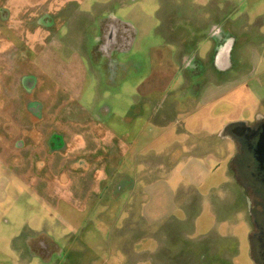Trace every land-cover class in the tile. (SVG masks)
Here are the masks:
<instances>
[{
    "label": "rangeland",
    "instance_id": "1",
    "mask_svg": "<svg viewBox=\"0 0 264 264\" xmlns=\"http://www.w3.org/2000/svg\"><path fill=\"white\" fill-rule=\"evenodd\" d=\"M102 34L115 51L98 53ZM142 83L163 85L155 107ZM256 111L250 127L264 117V0H0V264L201 262L226 233L233 264H254L262 201L239 145L226 158L208 130ZM141 216L154 255L140 253Z\"/></svg>",
    "mask_w": 264,
    "mask_h": 264
},
{
    "label": "crops",
    "instance_id": "2",
    "mask_svg": "<svg viewBox=\"0 0 264 264\" xmlns=\"http://www.w3.org/2000/svg\"><path fill=\"white\" fill-rule=\"evenodd\" d=\"M102 42L99 43L101 45H99V51L98 53H101L102 51H106V49L109 48H116V42L118 41L116 39V37L112 34H102L101 38L98 41ZM119 42L122 43V45H125V47H127L128 45V39L124 36H122L121 38H119ZM121 48V47H120ZM117 49V48H116ZM80 52V50L78 51ZM79 54V53H78ZM229 59H230V55H229V49H221V51H218L217 57L214 58L213 57V70L212 73H217L220 74L222 77V74L224 75L230 68L231 66L229 65ZM143 83L138 85V88L140 86V89L143 90V94L140 95V100L142 102V105L144 106H150V107H155L156 103L155 100L153 98L150 97V94H152L153 91H160V90H164L163 89V85H159L158 83H145L143 86ZM219 89V88H216ZM174 99H176L174 97ZM237 100V99H236ZM136 101V100H135ZM138 103V102H135ZM152 110V112H154L153 108H150ZM151 113V112H150ZM252 118L251 120H247V119H230L229 121L226 120H220L218 126H216L215 129L212 130H208L209 132V136L214 135V137L217 138V140L222 144L223 148H222V152L225 156L224 157H229L230 155V150L232 148V146L236 144V141L238 140L239 137H243L248 128L250 127L249 125L254 121H256V119H258L261 114L259 112H252ZM168 118L166 117L165 119H163L161 123H167L166 120ZM156 119L154 118L153 121H155ZM153 127H159L163 124H159V122H154V124H152ZM165 131V129L161 130V133L163 134V132ZM207 140V139H206ZM211 143L207 140V146H210ZM232 145V146H231ZM213 147V146H212ZM211 155L214 158H218L221 159L222 155L220 154V156L218 155V153L216 152H211ZM229 170V167L227 168V171ZM39 217V216H38ZM148 218L144 217V219L141 216V222L142 224L147 222ZM149 222V221H148ZM147 222V224H148ZM145 223V226L147 225ZM41 227H37V226H33L32 227V231L36 232L37 229H35L36 227L38 229H41V231L46 232V228L45 226H49V223L47 222H42L41 221ZM45 228V229H44ZM155 226L152 225H147L145 228H141L140 229V240H141V250L140 253L141 254H146L149 253L150 255H154L157 251V248L160 244V236L157 235L154 230H155ZM189 229L188 230H184L183 231V240L186 242V252L189 253L190 250L192 249L193 244L191 245V241L194 240V238L189 237ZM221 238H223L225 241H227V239L232 240L233 243L229 244L226 243L225 246L221 247V250H216V257H213L209 260H203L201 262H196L194 259L188 257V259H185L186 257L182 258V260H177L175 257V252L172 253H167V257H164L162 259H146V257L139 259V264H233V259H232V255L236 252V244L238 243V239L237 237L233 234V233H226L225 234H219ZM222 235V236H221ZM41 258V259H40ZM37 258L38 261H35V259L32 257L29 260H25L23 259V264H53V262L55 260H52L49 257H40ZM7 261V260H6ZM21 260L18 258V262H20ZM253 261V260H252ZM15 262V263H18ZM67 261L66 260H60V262H57L56 264H66ZM14 264V262L12 263ZM76 264H80L78 263V261L76 262ZM101 264H105L104 262Z\"/></svg>",
    "mask_w": 264,
    "mask_h": 264
},
{
    "label": "flooded vegetation",
    "instance_id": "3",
    "mask_svg": "<svg viewBox=\"0 0 264 264\" xmlns=\"http://www.w3.org/2000/svg\"><path fill=\"white\" fill-rule=\"evenodd\" d=\"M260 122L252 127H249L246 134L236 141L239 145V153L241 156L238 158L239 168L245 172H250L252 175V184L250 185L252 193L255 195L253 205L256 201H262V206L252 210L254 231L252 239L254 241V264H264V117L259 119ZM238 154V156H239Z\"/></svg>",
    "mask_w": 264,
    "mask_h": 264
},
{
    "label": "water",
    "instance_id": "4",
    "mask_svg": "<svg viewBox=\"0 0 264 264\" xmlns=\"http://www.w3.org/2000/svg\"><path fill=\"white\" fill-rule=\"evenodd\" d=\"M262 147H263V149H264V143L262 144Z\"/></svg>",
    "mask_w": 264,
    "mask_h": 264
}]
</instances>
